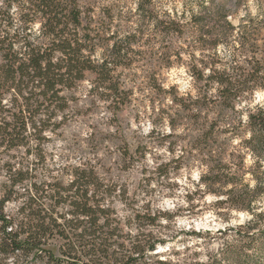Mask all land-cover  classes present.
Returning a JSON list of instances; mask_svg holds the SVG:
<instances>
[{
    "label": "trees",
    "instance_id": "obj_1",
    "mask_svg": "<svg viewBox=\"0 0 264 264\" xmlns=\"http://www.w3.org/2000/svg\"><path fill=\"white\" fill-rule=\"evenodd\" d=\"M81 1L28 2L24 57L4 54L6 63L0 65V89L9 81L15 89L11 120L0 127L9 148L28 144L32 129L35 134L53 129L54 116L70 107L71 91L88 75L96 99L111 98L117 111L128 101L120 72L97 52L114 39L110 56L116 61L122 51H133L135 35L123 40L116 32L107 33L111 14L95 12L101 0ZM182 1L179 11L177 3L161 9L154 0H138L136 42L152 24L171 37L192 34L186 49L204 51L201 65L189 69L196 94L172 99L195 134L174 161L192 156L200 167L196 192L221 197L213 205L246 211L251 218L205 259L197 250L187 254L190 247H185L183 257L161 258L157 253L152 261L150 251L167 242L152 229L161 226L159 214L136 215V234L124 233L127 223L112 208L108 185L94 169H75L64 185L40 179L32 163L9 162L8 181L0 189V264L9 259L13 264H61L64 259L89 264H264V103L242 106L255 90L264 91V39L259 43L252 35L259 28L242 25L234 33L229 16L249 0ZM246 17L250 23L259 18L264 23V0H259L256 14ZM36 22L39 31L32 33ZM221 43L232 51L219 52ZM181 49L172 45L169 51ZM169 165H159V172L168 176ZM11 200H20L14 213L6 211Z\"/></svg>",
    "mask_w": 264,
    "mask_h": 264
},
{
    "label": "rangeland",
    "instance_id": "obj_2",
    "mask_svg": "<svg viewBox=\"0 0 264 264\" xmlns=\"http://www.w3.org/2000/svg\"><path fill=\"white\" fill-rule=\"evenodd\" d=\"M28 2L0 0V65L6 63L4 54L10 58L11 54L19 52L20 58L24 57L25 39L29 34L25 21ZM81 2L85 3L84 0ZM137 2L101 0L95 10L96 13L111 14L107 20V33L116 32L123 40L130 33L135 35L131 42L133 51H122L116 61L110 56L114 39L106 40L105 47L97 52L99 57L105 54L109 65L120 72L123 87L128 90V101L117 111L111 98L96 99L90 94L93 77L88 75V80L71 91L70 107L64 114L54 116L56 125L53 129L49 126L36 134L32 129L28 144L12 148L3 142L0 130V189H4L3 185L8 181L9 162L24 160L32 163L40 179L58 180L64 185L70 182L75 169H94L108 185L112 208L122 222L127 223L124 233L136 234V215H160L161 226L152 229L166 237L167 242L158 243L156 250L150 251L152 261L157 258V253L161 258L183 257L185 247H190L187 254L197 250L198 257L205 259L208 253L217 252L235 228L248 221L251 215L228 209L225 205L215 206L213 202L221 197L196 192L200 167L192 156L174 161L183 146L190 147L195 134L188 130V121L178 114L179 108L172 99L175 96L186 98L189 92L196 94L195 80L189 69L201 65L199 61L204 51L186 49L192 43V34L171 37L165 31H157L152 24L136 42V31L141 23L136 15ZM154 3L161 9H170L175 3L179 11L184 8L182 0H154ZM258 4L259 0L243 3L229 19L236 28L235 35L242 25L251 30L259 28L260 32L254 31L252 35L262 43L264 23L259 22L260 18L250 23L246 17L249 12L251 15L257 13ZM33 26L32 33L38 32L39 22ZM234 38L230 40L234 41ZM172 45L185 49L169 51ZM138 49L142 51H136ZM229 51L232 50L228 46L219 45V52ZM14 91L10 81L8 87L0 89V127L11 120ZM259 102L264 103L262 89L244 99L242 106ZM168 163L170 174L166 176L159 172L158 166ZM173 166L175 170H172ZM188 193L192 196L190 199ZM19 204L20 200L7 202L6 211L14 213ZM12 260L7 263L13 264ZM61 264L89 262L73 263L64 259Z\"/></svg>",
    "mask_w": 264,
    "mask_h": 264
}]
</instances>
